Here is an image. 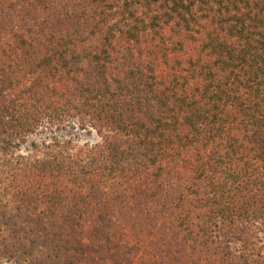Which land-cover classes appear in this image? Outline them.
Masks as SVG:
<instances>
[{"label": "trees", "instance_id": "16d2710c", "mask_svg": "<svg viewBox=\"0 0 264 264\" xmlns=\"http://www.w3.org/2000/svg\"><path fill=\"white\" fill-rule=\"evenodd\" d=\"M0 264H264V0H0Z\"/></svg>", "mask_w": 264, "mask_h": 264}, {"label": "rangeland", "instance_id": "374dc122", "mask_svg": "<svg viewBox=\"0 0 264 264\" xmlns=\"http://www.w3.org/2000/svg\"><path fill=\"white\" fill-rule=\"evenodd\" d=\"M75 129H76L75 125L70 124L69 129H67L66 131H61V132H59V134L63 137L71 136L79 142H86V141L87 142H94L97 140V136L94 134V132H91L90 134H88V133H85L83 131H77Z\"/></svg>", "mask_w": 264, "mask_h": 264}]
</instances>
